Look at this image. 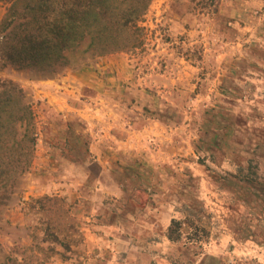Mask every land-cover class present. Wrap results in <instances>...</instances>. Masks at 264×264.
<instances>
[{"label":"rangeland","instance_id":"rangeland-1","mask_svg":"<svg viewBox=\"0 0 264 264\" xmlns=\"http://www.w3.org/2000/svg\"><path fill=\"white\" fill-rule=\"evenodd\" d=\"M142 26L141 45L55 77L0 64L37 123L0 261L264 264V0H152ZM44 195L72 205L68 249L26 207Z\"/></svg>","mask_w":264,"mask_h":264},{"label":"trees","instance_id":"trees-1","mask_svg":"<svg viewBox=\"0 0 264 264\" xmlns=\"http://www.w3.org/2000/svg\"><path fill=\"white\" fill-rule=\"evenodd\" d=\"M7 3L0 20V64L55 77L69 66L73 54L101 57L125 51L144 41V15L152 0H0ZM33 103L16 81L0 77V219L33 163L37 144ZM39 214L46 238L65 249L76 230L72 205L65 197L44 195L26 202ZM181 221L173 219L168 237L179 240ZM2 251L0 243V253ZM12 261V262H11ZM0 264H17L7 257Z\"/></svg>","mask_w":264,"mask_h":264},{"label":"crops","instance_id":"crops-1","mask_svg":"<svg viewBox=\"0 0 264 264\" xmlns=\"http://www.w3.org/2000/svg\"><path fill=\"white\" fill-rule=\"evenodd\" d=\"M110 55H113V54H110ZM110 55H109V56H110ZM107 57H108V56H107Z\"/></svg>","mask_w":264,"mask_h":264}]
</instances>
